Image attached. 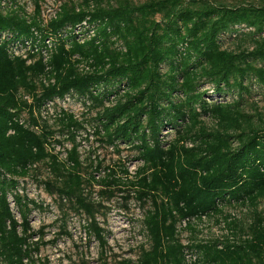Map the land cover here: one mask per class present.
I'll list each match as a JSON object with an SVG mask.
<instances>
[{
  "label": "trees",
  "instance_id": "obj_1",
  "mask_svg": "<svg viewBox=\"0 0 264 264\" xmlns=\"http://www.w3.org/2000/svg\"><path fill=\"white\" fill-rule=\"evenodd\" d=\"M56 1L45 18L43 0H0V264H36L40 244L55 241H32L29 214L43 207L24 193L27 178L59 208L67 201L63 216L83 215L101 247L102 202H137L146 242L120 264H264V111L251 100L253 87L264 91V0ZM205 84L233 96L209 101ZM85 126L140 165L95 178L102 162L84 165L78 151ZM232 206L252 220L227 222ZM203 217L230 232L198 237Z\"/></svg>",
  "mask_w": 264,
  "mask_h": 264
},
{
  "label": "rangeland",
  "instance_id": "obj_2",
  "mask_svg": "<svg viewBox=\"0 0 264 264\" xmlns=\"http://www.w3.org/2000/svg\"><path fill=\"white\" fill-rule=\"evenodd\" d=\"M28 1V0H26ZM135 2H141L143 0H133ZM229 5L239 4H260L261 0H216ZM59 1L56 0H43L42 13L43 17L48 18L54 14L57 9ZM27 10L32 11L33 7L30 2L26 3ZM228 35L224 36V47L234 48L236 41L227 40ZM202 89L206 90V99L209 101L220 99L222 101H228L233 95H226L219 97L218 94L212 93V87L209 84L202 86ZM254 93L251 96V100L259 107L261 111H264V91L258 90L256 87L252 89ZM65 104H68L65 102ZM252 107L248 110L252 111ZM75 117L81 118L80 112L83 110L78 109L75 106L70 108ZM79 113V114H78ZM44 116L48 117L51 114L50 111L44 112ZM52 114L50 122H57ZM58 117V116H57ZM208 124L211 121L205 118ZM85 131L78 133L76 140L80 142L78 151L80 157L83 160L84 165L92 163L91 168L95 166L97 162H102L103 168L99 172L95 173V178L101 179L106 176L108 171L105 167H116L119 164L127 167L128 171L132 174L137 166L140 165V161L136 157V152L129 149L126 145H121V152L116 153L112 147H106L100 145L94 135L93 130L89 126H85ZM167 131H162L165 134ZM67 135L57 136L59 139L66 138ZM88 139V140H85ZM66 148H70L69 144H64ZM60 151H64L63 148H57ZM64 154V153H63ZM90 172V171H89ZM49 171L44 167H41L38 173V179H46L49 176ZM23 191L28 197L34 199L37 203H40L43 209H32L29 214V222L33 232V242H50L53 243L46 245L40 244L39 250L34 254L33 258L37 260L36 264H120L127 259H135L137 256V248L139 244L145 243L146 238L142 231L141 219L143 217L142 210L138 207L137 202L130 200L125 207H122L124 203L121 199H114L112 201L104 200L102 204L106 207L104 210L105 215H98L97 221L99 226L105 229L106 246L101 247L97 240L93 237H89L86 225L87 219L83 215H77L73 212L63 216V212L67 210L68 203H64L62 208L57 206V201L53 197L46 194L43 187L32 178H27L23 183ZM92 198L98 201L100 197L97 195V190L100 188L97 185L93 186ZM250 207L247 206H235L225 208V214L229 217L227 222L233 219L250 222ZM258 210L264 211V201H260L258 204ZM17 216V215H16ZM223 218V216L221 217ZM215 221V219H202V222H197L196 228H198L201 234L198 237L208 238H221L230 232L227 225L223 220ZM18 220L20 217L18 215ZM65 224V229L68 234H59L58 231L61 228V224ZM243 225V223H242ZM43 238H41V234ZM187 235H190L189 233ZM103 255V258L100 256Z\"/></svg>",
  "mask_w": 264,
  "mask_h": 264
},
{
  "label": "built area",
  "instance_id": "obj_3",
  "mask_svg": "<svg viewBox=\"0 0 264 264\" xmlns=\"http://www.w3.org/2000/svg\"><path fill=\"white\" fill-rule=\"evenodd\" d=\"M61 103V106L65 109V110H67V108H66V104H65V102H60ZM49 109V111L52 113V109L51 108H48ZM71 111V110H70ZM187 261H189L190 259H192V257H189V255H187Z\"/></svg>",
  "mask_w": 264,
  "mask_h": 264
}]
</instances>
